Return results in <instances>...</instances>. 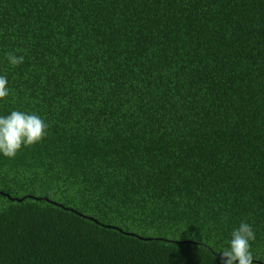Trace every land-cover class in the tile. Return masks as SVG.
<instances>
[{
    "label": "trees",
    "instance_id": "obj_1",
    "mask_svg": "<svg viewBox=\"0 0 264 264\" xmlns=\"http://www.w3.org/2000/svg\"><path fill=\"white\" fill-rule=\"evenodd\" d=\"M0 75V264H264V0H0Z\"/></svg>",
    "mask_w": 264,
    "mask_h": 264
},
{
    "label": "clouds",
    "instance_id": "obj_2",
    "mask_svg": "<svg viewBox=\"0 0 264 264\" xmlns=\"http://www.w3.org/2000/svg\"><path fill=\"white\" fill-rule=\"evenodd\" d=\"M12 66L23 63V56L7 54ZM7 77L0 75V99L9 95ZM48 124L35 113L11 111L6 116H0V153L13 158L22 146H31L41 141L46 135ZM255 240L252 226L242 221L231 233L229 247L221 251L222 264H252L254 259L250 251V241Z\"/></svg>",
    "mask_w": 264,
    "mask_h": 264
}]
</instances>
